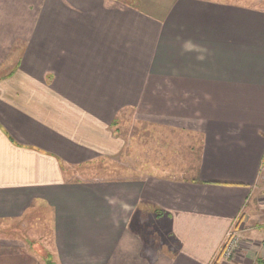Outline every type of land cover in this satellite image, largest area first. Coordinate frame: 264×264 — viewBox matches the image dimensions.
Instances as JSON below:
<instances>
[{
	"label": "crops",
	"instance_id": "obj_1",
	"mask_svg": "<svg viewBox=\"0 0 264 264\" xmlns=\"http://www.w3.org/2000/svg\"><path fill=\"white\" fill-rule=\"evenodd\" d=\"M126 115L184 137L185 153L173 168L145 158L140 177L74 180L131 147ZM35 211L51 241L0 239V264H264V9L0 0V221ZM145 217L159 222L150 253Z\"/></svg>",
	"mask_w": 264,
	"mask_h": 264
},
{
	"label": "rangeland",
	"instance_id": "obj_2",
	"mask_svg": "<svg viewBox=\"0 0 264 264\" xmlns=\"http://www.w3.org/2000/svg\"><path fill=\"white\" fill-rule=\"evenodd\" d=\"M223 1L234 3L240 2L248 6H256L264 9V0ZM22 44L23 43H17V47L14 50L15 56L13 60L17 61L21 55ZM119 124V126L125 130L124 132L129 133L132 139L131 147L125 151L122 157L119 156L118 159L111 160L105 158L85 165L83 167L84 169H82L79 174L75 173L74 175H71L74 176V180L81 178L82 181L88 182L96 179L108 180L112 178L140 177L146 175V172H150V169L148 168L150 162H148L147 159H153L155 156L156 163L163 166L169 164L173 168L174 165L169 162L181 158L183 153H185L184 137L179 138L178 136L174 138L167 134L161 135L156 130H150V127L134 121L129 115L123 116ZM152 144L155 148L150 150ZM145 158H147L146 161H144ZM164 172L171 175L172 169ZM183 176L187 178L188 174L183 173ZM144 222L146 223L145 228L149 231L148 237L152 242L151 245L154 247V249H148L147 252H154L156 250L155 247H157V243L159 242L157 232H154L156 231L154 225H156L158 230L159 222L154 218L147 219V217H145ZM52 235V223L50 217L47 219L46 216L37 211L32 212L19 220L0 221V239L2 240H34V243L41 246L42 242L46 244L47 242L49 243ZM237 255L229 260L222 259V261L231 263ZM220 257L221 254L219 255V258Z\"/></svg>",
	"mask_w": 264,
	"mask_h": 264
},
{
	"label": "built area",
	"instance_id": "obj_3",
	"mask_svg": "<svg viewBox=\"0 0 264 264\" xmlns=\"http://www.w3.org/2000/svg\"><path fill=\"white\" fill-rule=\"evenodd\" d=\"M240 250V241L234 233H230L221 250V259L229 260L237 255Z\"/></svg>",
	"mask_w": 264,
	"mask_h": 264
}]
</instances>
